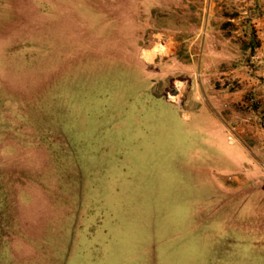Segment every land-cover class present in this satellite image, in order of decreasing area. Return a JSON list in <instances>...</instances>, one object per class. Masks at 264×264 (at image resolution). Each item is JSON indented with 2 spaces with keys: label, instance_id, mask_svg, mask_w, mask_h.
<instances>
[{
  "label": "rangeland",
  "instance_id": "1",
  "mask_svg": "<svg viewBox=\"0 0 264 264\" xmlns=\"http://www.w3.org/2000/svg\"><path fill=\"white\" fill-rule=\"evenodd\" d=\"M0 264H264V0H0Z\"/></svg>",
  "mask_w": 264,
  "mask_h": 264
},
{
  "label": "crops",
  "instance_id": "2",
  "mask_svg": "<svg viewBox=\"0 0 264 264\" xmlns=\"http://www.w3.org/2000/svg\"><path fill=\"white\" fill-rule=\"evenodd\" d=\"M87 254V253H86Z\"/></svg>",
  "mask_w": 264,
  "mask_h": 264
}]
</instances>
